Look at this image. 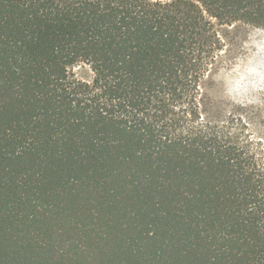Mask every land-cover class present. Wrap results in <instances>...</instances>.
I'll list each match as a JSON object with an SVG mask.
<instances>
[{
  "label": "trees",
  "instance_id": "1",
  "mask_svg": "<svg viewBox=\"0 0 264 264\" xmlns=\"http://www.w3.org/2000/svg\"><path fill=\"white\" fill-rule=\"evenodd\" d=\"M254 30L264 0H0V264H264L260 115L211 94Z\"/></svg>",
  "mask_w": 264,
  "mask_h": 264
},
{
  "label": "rangeland",
  "instance_id": "2",
  "mask_svg": "<svg viewBox=\"0 0 264 264\" xmlns=\"http://www.w3.org/2000/svg\"><path fill=\"white\" fill-rule=\"evenodd\" d=\"M234 61L235 68L220 76L211 94L229 104L246 103L257 117V123L264 129V32L251 31L239 49ZM76 77L90 80L92 73L87 66H78L73 70ZM263 137V136H262ZM264 144V139H263Z\"/></svg>",
  "mask_w": 264,
  "mask_h": 264
}]
</instances>
